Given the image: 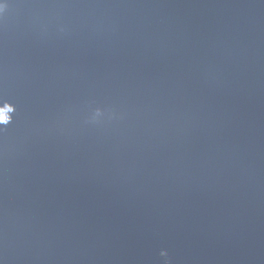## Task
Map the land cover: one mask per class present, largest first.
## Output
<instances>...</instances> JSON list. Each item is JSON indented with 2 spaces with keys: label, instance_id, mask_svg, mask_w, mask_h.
I'll use <instances>...</instances> for the list:
<instances>
[{
  "label": "water",
  "instance_id": "1",
  "mask_svg": "<svg viewBox=\"0 0 264 264\" xmlns=\"http://www.w3.org/2000/svg\"><path fill=\"white\" fill-rule=\"evenodd\" d=\"M0 264H264V0H0Z\"/></svg>",
  "mask_w": 264,
  "mask_h": 264
}]
</instances>
